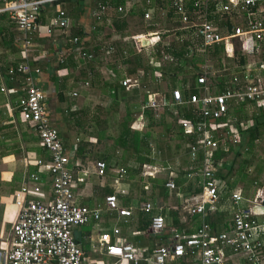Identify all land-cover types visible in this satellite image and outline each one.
<instances>
[{
    "label": "built area",
    "instance_id": "2783aa9c",
    "mask_svg": "<svg viewBox=\"0 0 264 264\" xmlns=\"http://www.w3.org/2000/svg\"><path fill=\"white\" fill-rule=\"evenodd\" d=\"M52 1L0 0V16H5L21 32L24 54V60L14 68H9L6 75L10 80L16 75L23 78V86L19 88L21 96L16 106L18 118L32 130L38 145L47 153L46 161L37 160L34 164L48 174L50 182L48 192L44 195L37 174L31 173L27 177L34 185L24 183L12 194L16 213L5 240L0 264H87L72 235V229L98 221L101 212L98 205L88 208L75 204V190L78 184L84 182V175L74 168L77 164L71 162L72 156L66 152L57 130L50 124L45 95L37 85L39 70L27 61L34 35H50L53 30L62 32L68 27L66 14L60 8L55 9L46 23L40 21L43 6ZM161 1H169L170 8L178 16L180 26L177 31L185 34L192 31L202 48L222 44L226 56H230L233 48L237 47L240 54L248 58L259 54L264 47V0H219L215 3V11L219 14L236 12L244 16V24L233 26L229 33L223 34L205 20H192L187 15L186 0ZM203 5L202 0L193 3L194 7ZM103 10L104 7L100 6L92 17L98 20ZM143 18L149 19V13L145 12ZM177 40L181 41V38ZM69 42L78 48L80 59H91L90 54L81 52L78 38L73 37ZM257 70L264 71V63H258L252 70L244 66L217 93L213 92L206 80L204 69L205 72L195 78L198 92L189 94L185 100L177 88L170 91L171 102L165 101L158 93L146 95L145 101L138 107L140 112L136 116L137 121L143 118V110H151L155 117L167 111L183 135L193 138L186 148L187 158L195 166L188 169L186 177L199 178L200 192L183 203V210L190 220L198 218L199 224L192 233L169 228L168 244L157 245L152 249L132 246L119 236L117 228H113L111 234H102L98 238V245L102 249L100 254L110 259L106 264H230L233 258H240L245 264H264V187H256L249 199L242 195L240 189L228 192L230 218L220 232H212L205 221L216 209L222 191V183L215 175L222 160L216 161L213 153L216 150L228 153L240 140L235 126L228 120L221 121V118L226 115L231 104L264 102V84L250 75ZM120 84L129 90L136 86V81L125 78ZM0 92H5L3 86ZM72 96L75 97V93ZM178 106L189 107L191 118L178 116ZM142 168L143 177L154 178L157 171L155 167L143 165ZM104 170L103 162H95V175L103 177ZM114 174L113 183L118 187L125 179L126 171L120 167ZM171 177L164 184L169 190L174 188ZM118 193L122 194L123 191ZM104 205L106 211L115 212L119 217H129L131 214V209L117 207L114 194L104 197ZM153 209L152 203L147 201L139 206L142 213L150 216L148 231L159 234L164 231L165 223L161 215L151 214Z\"/></svg>",
    "mask_w": 264,
    "mask_h": 264
},
{
    "label": "crops",
    "instance_id": "0c3cea01",
    "mask_svg": "<svg viewBox=\"0 0 264 264\" xmlns=\"http://www.w3.org/2000/svg\"><path fill=\"white\" fill-rule=\"evenodd\" d=\"M66 1L67 0H53L52 2L46 3L43 6V10L41 11V14L39 16L40 21L46 23L48 21V19L54 14L55 9L60 8L64 11L63 6H65ZM76 1H78V0H74V2H76ZM93 1L96 3H95V7L93 8L92 12L90 13L91 16L94 12L99 11L100 6H103L104 10H103L101 17L98 20H96L92 17L93 23L91 22V24H89V26L92 29V32H98L99 28H102V27L103 28L104 27H110V29H111V34L109 36L110 39L108 41V45L103 49V54H106L107 56L109 54H111L112 57L110 59V62H108L109 60L106 59L107 58L106 55L102 54V58H100V59L103 61H106V62L101 63V65H99V67H98V72H99V75L102 78V80H108V78H109L108 73H109V71H111L110 66H112V65L115 66V68L117 69L118 72H121V74H122L121 81L125 78L133 80L132 78L125 76L124 67L120 66L119 62L112 55L113 48H114V46L112 44L115 43L116 41H119L120 43H130L132 48H133V51H135L136 53H144V52L150 51L152 46L155 45L156 43H161L162 45H167V43H169L171 41V39L174 38L176 41H180V40H177V38H181L183 36L182 33H184V32L177 31V28L180 26V21H179L178 16L170 8V2L169 1H161V0H127V1H125L123 7L118 6L116 8L117 12L126 13V11H128V9H136V10L141 11V15L139 18L134 17V16H131V17L129 16L128 19H126L127 20L126 21V24H127L126 29L124 31H122L121 34H118L117 32H115L114 28L111 25L110 20L108 19V16H107L108 14H106V12L109 11V14H110L113 11V8L110 7L108 2L107 1H105V2L99 1L98 2L96 0H93ZM221 1L223 2L224 0H221ZM194 2H195V0H186L185 6H186V9L188 12L187 15L192 20H205V21L209 22L211 25H213L216 28V30L218 32H219V30H223V33H225L227 30L226 26H228V29H230V31H231V28L233 26H238V25L241 26L242 24L245 23L244 16L239 14V13L234 12V13H229V14H219V12H216L214 5H215V3L219 2V0H202V3L205 5H203L201 7H194L193 6ZM67 10H68V8H67ZM44 11H48L47 15L44 14ZM64 12H65L66 17L68 19V27L67 28H69V29L73 28L72 33H71L72 35L70 37L71 38L76 37L80 40V38H82L84 36V31H83L82 24H81L83 21L82 17H81V19L79 18L80 20H78L79 23H78V26L76 24V27H77L76 28L73 24L75 22V18L73 17V15L71 13H69V14L66 13V11H64ZM145 12L149 13V19L143 18V14ZM161 13H163V15H161ZM168 14H170L169 19H175V21H177L178 27H176L175 29H161L160 28V29L153 30V31H143L148 20H150L152 18H157L158 20H163L167 17ZM263 17H264V15H262V18ZM5 19H6L5 16H3V17L0 16V60L3 61V58L1 55H5V60H7V61H13L16 59L23 61L24 60V54L22 53V48H21L22 34H21V32L17 31L16 28L7 19L6 20ZM77 19L78 18H76V20ZM132 19L139 20L140 25L142 26L141 27L142 29H140L139 31H135L134 33L130 32L128 30L129 29L128 24H129V20H132ZM222 23H223V25H222ZM96 25H99V26L96 27ZM66 29L62 32L60 30H53L50 35H42V36L34 35V37L32 38V46H31V48H33L32 49L33 54H30V52H28V55H27V61L34 63L35 66H32V67H36L39 70V74L36 77L37 85L44 92L45 107H46V110L48 112L49 122L57 130L58 136H60L59 134L63 129L71 127V125H67L63 121L64 111H66V110H70V111L78 110L79 111V110H81V107L84 105V104H82L79 108H78V106L75 107L77 104L73 102V100H75V98L72 96V93H75V97H76L77 93L80 94L83 91L88 90L87 82L83 81L84 78H86V77H84V74L86 72L83 69L84 68L83 64L80 63V61L81 60L82 61H85V60L89 61L92 59V54L90 53L91 51L90 52L87 51L86 49H84V47L82 48L81 52H84L86 54H90L91 59H89V60L88 59H80L78 53L76 56H73L71 53L70 54L67 53L63 49L65 46L63 47V45L60 43V40L54 39V37L57 38L61 34H65ZM77 30H81L82 37L73 36L74 32ZM176 32L180 33L178 37L176 36ZM163 34H166V35L162 37ZM156 37H158L157 40H156ZM141 38H143L142 40L147 41V43L143 44L141 42ZM150 38H152L153 42ZM10 39H11V42L9 45ZM181 40H182V38H181ZM138 42H141V43H138ZM43 44H44V46H46V48H44V49H43ZM11 45H14V47H16L17 53L15 52L13 54V53L9 52L8 47ZM218 45H220V44H218ZM212 47H209V48H212ZM209 48H202L200 42H198V46H197L198 51H204V50L209 49ZM222 49H223V55L226 58H232L233 57V50L234 49H237L239 52V49L237 47H234L231 55L226 56V54L224 52L223 45H222ZM43 50L44 51L46 50L45 51L46 55H44L45 52ZM256 56L259 58L257 61H254V60L249 61L250 59H252L253 57H256ZM60 58L62 59L61 62H60ZM244 58H245V64L243 66H238V65L236 66L235 65V67H233V66L231 68L225 67V68H222L221 70H218V71L212 70L210 65H208L207 63H204L199 68V70L201 71L200 74L203 73L204 69L206 70V74H213L216 72H224L227 74V78L229 77V79L226 80V82H225V83H227L230 80L231 76L234 73H237L238 72L237 70L243 69L244 66H245V68L248 66L249 70H252V69H254L255 65H257L258 63H260V62L264 63V60H263L264 59V47H262L261 52L259 54L255 55V56L248 57L249 58L248 61L246 60L245 56H244ZM161 61L171 62L172 59L168 55L165 54L161 58ZM250 75L255 80L259 79L261 81V83L264 84V71H262V70L258 71L257 70L252 74L250 73ZM16 76H18V75H16ZM153 76L155 78L160 77L159 73L156 71L153 72ZM19 77L22 78V76H19ZM254 79H253V81H254ZM9 83L12 84L11 89L6 88V85L4 83V79H3V77L0 76V87L3 86V88L5 89V92H0V126L11 125V127H9V128L0 129V142H2V143H0L1 144L0 145V152L1 151L5 152V154L3 156H0V260H1L2 254H3L2 250L5 247V240L7 238L8 233H9L11 222L13 221L15 213H16V208L13 204L12 194L16 190H18L24 183L29 184V186L34 185V184H32V182L28 181V177H27L31 173L37 174V176L39 178L40 190H41V192L44 193V195L47 194L49 184H50L48 174L46 172L40 171L37 168V166H35V164H34L35 161H37V160H41L43 162L46 161L48 159L47 153L43 150V148H41L38 145V141H37L36 137L34 136L32 130L30 128H27V127L25 128L23 126L25 124L20 122V120L18 118V112H17L16 117L14 115L15 110L17 111L16 106H17L18 100L21 96L19 88L23 86L22 85L23 84V78H22L21 83H19L18 80H15V78H13ZM225 83H223V85H221V87H223L225 85ZM209 84H210V82H209ZM211 86H212L211 88L214 89L213 85H211ZM171 90L172 89H169V94H170ZM59 92H62L65 96V99L62 102H57V100H56V94ZM156 93H158V92H156ZM149 94H152V93H149ZM68 96H71V98H69ZM83 97L84 96L82 95V98ZM161 97H163V96L161 95ZM80 98H81V95H80ZM165 101L170 102V100L169 101L165 100ZM84 106L88 107V109L90 110L88 105L85 104ZM249 107L254 108L255 111L260 109L262 112H264V102H259L257 104L254 102H245V103H240L237 105L231 104V106L228 107L226 114H229L230 112L236 113V111L240 110V109L244 110V112H245L246 108H249ZM139 112H140L139 108H138V110H134V112H133V113H135V116L132 117L133 120L129 125V128L131 130L140 131L142 128V122L136 120V116L139 114ZM250 115H251V113H249V116ZM153 117L158 118L159 116L155 117L153 115ZM228 119L229 118L227 117L226 120H224V122H226ZM141 120H143V119H141ZM227 122L232 124V122H230L229 120ZM247 122H248L249 126L252 123L251 120L247 119L244 122L245 127H246ZM137 125H139L140 128L136 127ZM248 127H246V128H248ZM22 132L24 133V136H25V137L23 136V139L21 138ZM75 132L76 131H74V134H75ZM59 139H60V137H59ZM92 139H94V141H95V138H92ZM91 140H89V141H91ZM79 141H81V140L75 138L74 142L73 143L70 142L71 144H69L68 146L62 145L65 148L66 152L72 156L71 162L77 164L74 168L77 171H79V174L82 173L84 175V182L78 184L76 187L75 194H74V201H75V204H77L79 206H86L88 208H92V207L98 205L101 207L99 220L95 221V222H89L87 224L89 226V230L81 232V231L76 230L77 227L72 229V235H73L76 243L80 247L87 264H106L110 261V259H108L107 257L102 256L100 254L102 252L101 251L102 249L98 245V238L102 234H111V231L113 228H117L119 230V236L121 238H123L127 243L131 244L132 246H134V247H147L149 249H152L157 245H167L168 244V242H169V232H168L169 228H177L178 230H180L184 233H192L194 231V229L198 226L199 219L194 218V220L193 219L190 220L189 217L186 216L184 210H183L184 213L181 214V212H180L181 208L180 207L183 208V203L186 200H188L190 197H193V196L199 194L200 189L197 193H195L193 195H183V194H177V193H173V192H170V194H169L168 193L169 189H167L166 200L164 201V203L161 206L155 205L154 202H152V201H147V202H151L152 205L154 206V209L152 210L151 214L161 215L163 217L164 223H165L164 231L159 233V234H153V233L148 231L149 234H151L152 236H154L158 239L157 241L155 240L153 247L150 248L144 241L138 242V241L129 240L128 238L140 237L142 234L137 232L133 228L134 219H133L132 215H133L134 208H135L134 205L129 204L128 206H123L120 204V202H121V199H123L125 197H130L131 199L136 200L139 196L136 198H132L129 195V193L131 192V186H130V180L128 179L127 175L125 176V179L123 181H121L120 186L117 187L113 183V180L115 178L114 172H115V170L120 168V167H115V168H110L108 171V173L110 171L112 172L111 173L112 176L105 179L106 184L110 183L109 185L105 184V186L101 185V187H99V186L94 187V188L98 187L100 191L103 188H109V189H111V193L103 195L100 192V194H96V193H94V188H93L92 197H91L87 192V184H88L87 181L91 177L95 178L96 180L103 179L104 177L107 176L108 173L105 174V170H104V176L103 177H99V176L95 175L94 164H95V162L100 161V160L91 161V162L86 161L85 163H82L78 159H74V153H75V150H76V147H77V144ZM60 142H61V140H60ZM256 143H257V141H255V144ZM61 144H62V142H61ZM246 150H247V147L245 145V139H244V137L240 136V140H239L238 145L235 148L230 149V151L228 153H225V156L223 158H221V160H222L221 162L225 161L226 167L231 165L232 168H234V165L237 164V166L233 170V171H235L236 168L238 166H240V163H241L240 161L243 160V158L240 159V156L243 157L246 153ZM14 151H17V153H13ZM220 151L223 152L222 150H220ZM153 155H155V154H153ZM173 161L175 164L174 166H173V163L170 164L169 162L164 167L160 164L148 165L150 167H155V169L157 170L154 174V178L143 177L142 173H141L142 178L143 179L144 178L145 179L146 178H149V179L162 178V177H158L157 173L159 171H163L165 169H167V171L170 172L169 176L171 175L173 177L176 174L175 171L179 170V171H182L184 173L183 175H184V178L186 180L191 181V184H190L191 189H196L198 187L200 188L198 181L193 182V180H195V178L192 179V178L186 177V174L188 173V169L190 167L195 166V163L189 162V160L187 158V161H188L187 166H181L180 167L179 166L180 163H179L177 158L176 159L173 158ZM133 164L134 165H132L131 167L133 169H137L138 166L135 163H133ZM142 166L143 165H141L140 169L142 168ZM88 167H90V169H91L90 171H89ZM259 167L261 168V166H259ZM122 168H124L126 171L125 167H122ZM246 169H247V167H246ZM218 170L224 171V169L221 168V163L218 164L216 172ZM169 176H167V177H169ZM164 178H166V176ZM217 179L223 183V180H221L218 177H217ZM238 182H240V181H238ZM238 182H236V183H238ZM183 186H185V185H183ZM258 186L260 187V185H258L257 182L252 181V185H251L252 192L248 196H246V194H244L241 189L240 190H241L242 195L245 198L249 199L254 195L255 189ZM261 187H264V186H261ZM179 189L184 190V188H182V187ZM120 190L123 191L122 194L118 193ZM142 190L145 192L146 195L149 194V184H148L147 180L143 181ZM233 190H236V188H233L230 191H233ZM174 191H176V190H174ZM77 194L80 196H78ZM109 194H114L116 196L118 208H125V209L129 208V209H131V214L129 217H119V216H117V214L115 212L106 211L105 205H104V197L109 195ZM75 195H76V198H75ZM98 195H100V196H98ZM171 196H175L174 202H171L169 200L171 198ZM178 198H179V200H178ZM227 198H228V195L226 196V199H223L220 196L219 202L217 203L216 209L214 210V212L212 214H209L205 218V221L209 224L212 232H214V233H218L221 230H223L226 227L227 223L229 222L231 207L229 205ZM96 201H99V202H96ZM144 202L145 201L140 202L137 205L138 210H139V206ZM177 203L180 204L179 205L180 210L176 205ZM168 210H173L176 212L177 217H178V223L180 225L179 227L170 226L169 222L165 219V215H166V212ZM224 252H226V254L228 253L227 250H225ZM263 252H264V249H263ZM229 263L230 264H245V262L243 260H241L240 258H233L231 261H229Z\"/></svg>",
    "mask_w": 264,
    "mask_h": 264
},
{
    "label": "trees",
    "instance_id": "16d2710c",
    "mask_svg": "<svg viewBox=\"0 0 264 264\" xmlns=\"http://www.w3.org/2000/svg\"><path fill=\"white\" fill-rule=\"evenodd\" d=\"M96 1H107L110 7L113 8V11L107 16L115 32L118 34H121L122 31L126 29V19H128L129 16L139 18L141 15V11L136 9H128L126 13L116 11V8L118 6L123 7L125 1L127 0ZM169 16L170 14H168L163 20H158L157 18L148 20L143 31H153L160 28L175 29L178 27V23L175 21V19H169ZM226 28V32L229 33L230 29H228V26H226ZM219 33L222 34L223 30H219ZM179 34V32H176L177 37ZM182 34L183 36L181 37V41H176L173 38L169 43H167V45L156 43L152 46L150 51L144 53H136L133 51L130 43H120L119 41H116L113 44L111 43L114 46L112 55L119 62L120 66L124 67L125 76L136 81L137 86L130 90H125L121 86L120 81L122 79V74L121 72L117 71L114 65L110 66L111 71L108 73V80H102L98 72V67L101 65V59L95 54V52L98 51V48L90 52L92 54L91 60L80 61V63L83 64V69L86 72L84 74V77L86 78H84L83 81L87 82L88 89L91 91H98L102 97L109 100L111 107L122 104L124 106V115L118 125L117 135L114 138L110 137L112 142L107 148H104L102 151H93V144H91V142H88L87 139L81 140L77 144L74 153V159H78L82 163H85L86 161L91 162L100 160L105 165V174L108 173L110 168L125 167L127 172L126 175L129 180L133 179L135 175H138L137 182L139 184L140 196L136 200L131 199L130 197H125L121 199L120 204L123 206H128L129 204L134 205L135 208L132 215L134 219L133 228L142 234L140 237L128 239L138 242L144 241L150 248L153 247L155 240L157 241L158 239L148 233L150 216L139 211L137 205L143 201H152L155 205L161 206L167 197V189L164 187V184L169 178H146L149 184V194L146 195L142 190L141 181L143 178L139 176L141 165L160 164L164 167L168 163V161L162 156H159L158 160H156L155 155L152 154L151 148L149 146V140L152 136L150 129L155 126H160L163 129V133L171 134V138L177 140L178 143L174 145L175 154L172 157L176 159V155H178L177 152L180 151V154L178 155L179 157L177 158L180 163V167L187 166L188 161L186 144L192 142L193 138L191 136L183 135L181 128L176 124L175 119L172 118L170 113L167 111H165L164 114L158 118H154L151 110H143L142 115L147 122L145 125L146 130H131L129 125L133 120L132 113L134 110H138L139 105L145 101L147 94L160 91L161 83H165L170 87V89H179L183 100H185L189 94L197 93L199 87L195 85V78L201 73L199 68L204 63L210 65L214 71L221 70L225 67H231L235 57L238 58V66H243L245 64L244 56H242L237 49L233 50L232 58H226L223 55L221 44L213 45V47L211 46L212 48L206 49L204 51H198L197 46L199 40L195 37L194 33L189 31L186 34ZM165 35L166 34H163L162 37ZM73 36L82 37L81 30L75 31ZM10 42L11 39L9 40V45ZM8 49L9 52L13 54L15 52L17 53V49L14 47V45L9 46ZM165 54L172 59L171 62L161 61V58ZM1 56L3 61L0 60V76L3 77L6 88L11 89L12 84L9 83L11 80L9 79V76L6 75V72L9 68H14L18 63L22 62V60L16 59L13 61H7L5 60V55ZM29 65L35 66L32 62H29ZM154 71L159 73V78H155L153 76ZM13 78L18 80L19 83L22 82V78L19 76H15ZM206 78L208 81L210 80V84L214 87L212 90L216 93L221 90V85H223V83L229 79V77L227 78V74L224 72L206 74ZM163 98L165 100L170 98L169 100L171 102L170 94L167 96L163 95ZM64 99L65 96L62 92L56 94L57 102H62ZM133 100L135 101L131 103ZM176 109L178 116L185 119L191 118L192 111L189 107L178 106ZM87 111L88 107L79 111L66 110L63 114V121L67 125L74 126L77 132L86 134L87 129H84L85 121L83 118L86 117ZM17 112L18 110H15V117L17 116ZM165 116L168 117V121L164 120ZM227 117L229 118L228 120L235 126L239 135L244 137L245 145L247 147L245 155L248 156V152L253 151V148L256 147L255 141H257L260 134L263 133L262 129H264V112L258 109L257 111L251 113L249 117H247L244 110L240 109L237 110L236 113L230 112L229 114H226L221 118V121L226 120ZM247 119L251 120L252 122L248 128L244 126V122ZM89 122L91 124L88 126L92 127L95 132V143H99L104 137V129L99 128V125H104L106 122L104 120H97V118H93V120H89ZM23 126L28 128L26 125ZM9 127H11V125L0 126V129H6ZM224 131L225 130H223V132ZM21 134V138L23 139L24 133L22 132ZM118 150L120 151L119 155L116 154ZM13 153H17V151H14ZM4 154L5 152H0V156H3ZM126 154H128V156H126ZM224 156L225 153L221 152L220 150H216L213 153V158L216 161L223 158ZM129 157L132 159L133 163L138 166L137 169H133L132 167L126 165ZM169 161L172 160L170 159ZM199 161L200 158L197 160L198 166L200 165ZM248 161L249 160L247 158H244L242 161H240V166H238L234 171V174L236 175L235 180H231V182L226 179L227 175L231 173L232 167L231 165L226 167L225 161L221 162V168L224 169V172L218 170L215 175L216 177L223 180L227 195L228 192L234 188L236 181L247 179L245 171L246 166H248L250 163ZM175 172V176L171 177V179L174 185L173 189L177 192L172 189L168 191L169 194L170 192H173L183 195H193L199 191V187L196 189H191V181L184 178V173L182 171L176 170ZM256 172L259 174L261 172V168H257ZM143 181L145 180L143 179ZM195 181H198L200 186L199 178H195L193 182ZM181 187L184 188V190H180L179 188ZM97 189L99 190V188H94V193L96 194H100V192L103 195L111 193V189L109 188H103L101 191H98ZM243 191L245 190L243 189ZM165 219L169 222L170 226H180L178 223L177 214L173 210H168L166 212Z\"/></svg>",
    "mask_w": 264,
    "mask_h": 264
},
{
    "label": "rangeland",
    "instance_id": "374dc122",
    "mask_svg": "<svg viewBox=\"0 0 264 264\" xmlns=\"http://www.w3.org/2000/svg\"><path fill=\"white\" fill-rule=\"evenodd\" d=\"M65 3L66 4H65V6H63V9H64V11H66V13H68V14L71 13L73 15V17L75 18V22L73 23L75 27H76V24L78 26V23H79L78 20H80L81 17L83 19L81 24H82V28L84 31V36L82 38H80L79 47L80 48L84 47V49H86L89 52L94 50V49H97V47H98V51L97 52L94 51V52L98 57L102 58L103 49L108 45V41L110 39L109 36L111 34V29H110V27H104V28L102 27V28H99L98 32H92V29L89 26V24H91V22L93 23V18L90 15V13L92 12L93 8L95 7L96 2H94L93 0H78L76 2H74V0H67ZM67 8H68V10H67ZM47 13H48V11H44L45 15H47ZM106 14L109 15V11H107ZM76 18H78V19L76 20ZM128 25H129L128 30L132 33L142 29L141 28L142 26L140 25V22L137 19L129 20ZM98 26L99 25H96V27H98ZM72 30H73V28H70V29L67 28L65 31L66 32L65 34H61L57 38L54 37V39L60 40V43L63 45V47L65 46L63 49L67 53H69V54L71 53L73 56H76L78 48L75 46H72L69 42V40L71 39L70 36L72 35L71 34ZM142 39L143 38H141V40ZM44 48H46V46H44V44H43V49ZM32 49L33 48H30V51H29L30 54H33ZM44 55H46V52L44 53ZM103 55H106V54H103ZM106 57H107L106 59L109 60L108 62H110V59L112 57L111 54H109L108 56L106 55ZM258 59L259 58L257 56L253 57L250 60H249V58H246L247 61L248 60L249 61H253V60L257 61ZM237 61H238V58L235 57L234 62L232 63L233 67H235V65L237 66ZM105 62L106 61L100 60V63H105ZM231 67H229V68H231ZM169 89H170L169 86H167L165 83H161L160 91L158 93L162 96L163 95L167 96V95H169ZM80 95H81V98H80ZM82 95L84 96L83 98H82ZM68 97L71 98V96H68ZM74 98H75V100H73V99L72 100L74 103L77 104L75 107L78 106V108H79L82 104H84V105L86 104L90 108V110L88 109V111H87L86 117L83 118V120L85 121L84 129H87V133H86L87 135L77 132V130L74 126H71L72 128L71 127L65 128L59 134L62 145L68 146L69 144L74 142L75 138H77L79 140H82L84 138L83 140L87 139L88 142H91V144H93V151H102L104 148H107L111 144L112 139H110V137L114 138L118 133V125H119V123H120V121L124 115V106L122 104H118L117 106L111 107L109 100L102 97L98 91H91L89 89L86 91H83L80 94L77 93V96ZM134 101L135 100L131 101V103H133ZM84 105L81 107V109L87 108ZM253 112H255L254 108L249 107V108H246V110H245L247 117L249 116V113H253ZM134 116H135V113H132V117H134ZM93 118H97V120H104L106 122V124H104V125H99V128L104 129V137L99 143H95L94 139H92V138H94L95 132H94L92 127L88 126L89 124H91L89 122V120H93ZM142 119L143 120H138V121L142 122V128L140 131L146 130L145 125L147 122H146L144 117ZM164 120L168 121L169 119H168V117L165 116ZM136 127L140 128L139 125H137ZM74 131H76L75 134H74ZM150 131L152 133V136L149 140V146L151 148L152 154H155L156 160H158L159 156H162L170 164L173 163V166H174L175 164H174L172 156L175 154L174 145L176 143H178L177 140L172 139L171 134L163 133V129L160 126L152 127L150 129ZM262 131H263V133H261L260 136L258 137L257 143H256L257 145L255 148H253V151L248 152V156H246V155L243 156L244 154L242 155L243 157L240 156V159L241 158H243V159L247 158L249 160L248 162H250V163L248 166H246L247 169L245 171V174L247 175V179H243L240 182L236 181L238 183L234 184V186H235L234 188H236V190L241 189L242 191L244 189L245 191H243V193H245L246 196L250 195L252 192V189H251L252 181L257 182V184L260 186H264V129H262ZM89 140H91V141H89ZM158 151H160V152H158ZM119 153H120V151L118 150L116 152V154L119 155ZM177 154L179 155L180 151L177 152ZM178 155H176L177 158L179 157ZM126 156H128V154H126ZM170 159L173 162L169 161ZM126 165H128V166L130 165L129 167L134 165L133 161H132V159H130V157H129V160L127 161ZM236 166H237V164L234 165V168H232L231 173L229 175H227L226 180H229V182H231V180H235L236 175L234 174L233 170L235 169ZM259 166H261L262 170L259 174H257L256 169L259 168ZM88 168L90 171L91 170L90 167H88ZM143 171H144L143 168H141L139 176H141V173H143ZM222 172H224V171H222ZM111 173L112 172L110 171L107 174V176L104 177L103 179L96 180L95 178L91 177L87 181V183H88L87 184V192L91 197H92L93 188L95 186H99V187H101V185L105 186V184H106L105 179L108 177H111L112 176ZM169 173L170 172L167 171V169H165L163 171H159L157 173V176L164 178L165 176L166 177L169 176ZM137 178H138V175H135L133 177V179H130L131 180V183H130L131 192L129 193V195L132 198H136V197L140 196L139 184L137 182ZM144 180H146V179L144 178ZM142 181H143V179H142ZM142 181H141V183H143ZM109 184L110 183H108L106 185H109ZM225 191L226 190H225L224 184L222 183V191H220L219 195L223 199H226V196H227V192H225ZM78 196H80V195H78ZM98 196H100V195H98ZM75 198H76V195H75ZM169 200L171 202H174L175 196H171V198ZM178 200H179V198H178ZM99 201H96V202H99ZM176 205L179 208L180 204L177 203ZM180 208H181V210H180ZM180 208H179V210H180L181 214H183L184 213L183 208L182 207H180ZM76 230L81 231V232L87 231V230H89V226L83 225V226L77 227ZM263 257H264V252H263Z\"/></svg>",
    "mask_w": 264,
    "mask_h": 264
},
{
    "label": "bare ground",
    "instance_id": "6f19581e",
    "mask_svg": "<svg viewBox=\"0 0 264 264\" xmlns=\"http://www.w3.org/2000/svg\"><path fill=\"white\" fill-rule=\"evenodd\" d=\"M141 42H142L143 44H146V43H147V41H144V40H141Z\"/></svg>",
    "mask_w": 264,
    "mask_h": 264
}]
</instances>
